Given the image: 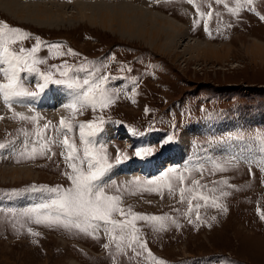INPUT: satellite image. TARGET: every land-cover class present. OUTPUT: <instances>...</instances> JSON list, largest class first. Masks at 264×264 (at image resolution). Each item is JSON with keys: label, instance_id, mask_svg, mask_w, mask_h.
<instances>
[{"label": "rangeland", "instance_id": "rangeland-1", "mask_svg": "<svg viewBox=\"0 0 264 264\" xmlns=\"http://www.w3.org/2000/svg\"><path fill=\"white\" fill-rule=\"evenodd\" d=\"M136 1L151 2L152 12L183 26L186 36L170 53H160L138 34L127 37L87 20L70 18L56 26L21 21L0 10V28L7 24L20 30L13 34L4 29L0 46L27 61L25 70L17 73L23 89L41 91L43 74L50 76L48 83L66 81L62 84L72 92L62 87L72 102L88 87L75 85L84 80L99 85L92 94L95 100L78 105L75 112L67 107L64 120L72 125L70 132L49 114L39 120L18 113L13 99L37 102L46 94L14 97L7 105L0 99V115L8 119L0 129V264H264V50L262 55L253 50L255 44L264 45V0ZM66 12V18L76 14L73 8ZM188 38L204 41L208 49L188 52ZM8 59L14 68L17 61ZM29 67L33 71H27ZM1 72L0 82L8 83ZM205 121H221L214 128L225 133L213 135L207 126H195ZM82 124L94 126L91 140L87 127L82 135ZM156 129L161 130L158 137L166 136L162 143L155 135L134 138V149L154 145L139 150L141 156L107 139L108 133L142 136ZM65 139L76 149L74 160L67 158ZM173 140L170 166L181 167L163 179L132 177L152 169V175L160 174L167 167L165 159L142 173L141 165L154 161L120 164L164 153ZM197 145L210 148L194 152L190 159L188 148ZM250 148H257L254 161L248 160L251 165L232 155L239 149L250 153ZM179 150L183 158L177 153L176 160L172 154ZM95 161L106 172L114 166L118 172L111 173L115 181L102 182L105 194L117 198L119 210L110 215L116 226L75 216L69 220L59 206L65 191L75 188L70 177L77 173L71 164L86 173L83 167ZM6 168L16 173L3 174ZM33 189L38 191L28 192ZM36 197L45 202L29 208ZM75 223L80 227L72 226ZM119 223L130 227L121 231Z\"/></svg>", "mask_w": 264, "mask_h": 264}, {"label": "bare ground", "instance_id": "bare-ground-1", "mask_svg": "<svg viewBox=\"0 0 264 264\" xmlns=\"http://www.w3.org/2000/svg\"><path fill=\"white\" fill-rule=\"evenodd\" d=\"M146 3L147 4L138 3L136 0H0V10H7L12 15L18 17L21 21L27 19L32 22L49 23L56 26L64 25L68 20L72 19L87 20L96 25L100 24L102 27L109 30L111 29L114 32L119 30L122 35L127 37L138 34L142 36L143 40L157 46L159 51H162L160 53H170L173 46L179 42L178 40L186 36L183 26L175 21V19L152 12L150 10V5H152V3ZM70 8H73L76 14L66 18L68 15L66 9L70 10ZM117 26L121 28L117 29ZM191 40H188L189 43L192 42L188 52L191 51L192 53H198L201 52V50L203 52L208 49V45L205 47L206 43L204 41L198 39ZM263 46L264 45L255 44L253 50L256 49V53H260V51L264 50ZM156 51L158 50L156 49ZM219 51L217 52L219 55L223 57L227 56L225 53ZM259 55L262 54L260 53ZM8 58L5 57L4 54H0V72L3 71L1 74H4L5 70L11 69V62ZM2 83L3 82H0V84ZM54 88L55 91L52 88L50 93L47 92L45 97L38 99L37 102L30 99L28 101L19 98L13 99L15 104L20 107L18 113L28 117L29 114H31L30 116L35 115L39 117V120L41 115L45 116V114H49L50 119H56L59 121L64 119L68 111L65 105L71 101L69 91L67 92L63 87L60 88L54 86ZM0 99L3 104H8L4 100L3 93H0ZM45 108H47V110L44 111ZM0 117L1 129V127L5 126L8 119H5L6 117L2 114ZM200 129L198 130L199 132L204 131H201ZM198 131L193 132L197 133ZM187 135L189 134L187 133ZM177 153L183 158L184 152H182V150H179L176 153L174 152L172 157L178 160L179 156ZM158 161L161 162L162 159H159ZM153 165L157 166L156 161L151 163L146 162L141 165L142 169L140 172H148ZM2 172L3 174L9 173L12 176L16 173V171L13 170L7 171V168ZM116 173L118 172H114L113 176H115ZM1 176L3 178L5 177V175Z\"/></svg>", "mask_w": 264, "mask_h": 264}, {"label": "snow or ice", "instance_id": "snow-or-ice-1", "mask_svg": "<svg viewBox=\"0 0 264 264\" xmlns=\"http://www.w3.org/2000/svg\"><path fill=\"white\" fill-rule=\"evenodd\" d=\"M191 2V0H189ZM4 29H7L9 32L13 34H19L20 30L15 28H9L7 24H4L3 28H0V34L3 33ZM4 54L7 57H11L12 61H17V64L14 68L10 70H5L4 75L8 79V83L0 84V93H3L5 102L11 101L14 97L20 96H35L36 93L27 92V90L23 89L20 78L18 77L19 71H24L25 66L27 65V61H23V58L17 57L14 53L9 52L7 48H4ZM35 51V49H33ZM11 62V61H10ZM27 71H33L32 68H27ZM44 84L40 85L41 91L44 86L51 79L50 76L43 75ZM66 81L56 80L54 83H65ZM90 82L88 80H84L83 84L75 85L78 88L83 89L85 86L87 87L86 91H82L79 96H77L72 102L65 105L68 108H71L73 112L77 110L78 105L83 106L84 104L90 103L95 100V97L92 95L93 92L99 88V85L89 86ZM107 101H104L106 103ZM21 119H28V117L21 116ZM35 119V118H33ZM60 125L66 131H72V125L68 124L64 119H61ZM48 125H45V132L48 130ZM83 135V129L87 127L89 129V135H91L94 131V126L92 124L89 125H80L79 126ZM64 144L69 148V160H74L75 156L73 153L76 151L73 144H70L67 139L64 140ZM4 145L0 144V148H3ZM35 151V149H33ZM87 154V150H86ZM137 156H141L142 153L140 151L136 152ZM106 159V157H105ZM74 172L77 175L70 177L72 179L75 188L73 190H66L63 199L60 201L59 206L64 210L65 215L71 220L72 217L80 218L82 217L84 221H100L106 224H111L116 226L118 224L117 221L111 220L110 215L113 211H117L119 209L115 206L116 197L107 196L105 194V186L103 184H99L98 182L102 180L104 175L106 174L105 167L96 168L93 165L89 164L87 167L90 169L86 173L77 168L76 164H71ZM50 191H59L58 189H51ZM204 199V197H201ZM264 217V213L261 214ZM140 219H145V217L141 216ZM147 219L152 220H161L166 219L163 217H147ZM65 227H69V223L64 224ZM72 226L77 228L80 227V224L75 223ZM119 227L121 231H123L126 227H130L127 223H119ZM115 239V237H113ZM123 239V237H121ZM135 239V237H133ZM107 247V245H105ZM119 247V245H117ZM160 264H164L163 261Z\"/></svg>", "mask_w": 264, "mask_h": 264}]
</instances>
